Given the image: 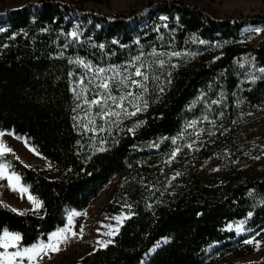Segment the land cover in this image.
Segmentation results:
<instances>
[{
    "label": "trees",
    "instance_id": "trees-1",
    "mask_svg": "<svg viewBox=\"0 0 264 264\" xmlns=\"http://www.w3.org/2000/svg\"><path fill=\"white\" fill-rule=\"evenodd\" d=\"M89 1L37 0L0 14L5 29L0 31V131L25 137L59 174L25 167L7 154L6 162L43 206L13 212L0 202V230L19 232L22 245L46 239L63 227L71 211L87 208L119 176L116 205L110 210L128 204L131 216L112 243L74 258L73 264H264V249L258 260H244L255 245L226 229L245 220L264 238V161L228 168L217 184L191 175L178 186L161 171L173 145L160 139L177 135L186 121L203 116L235 128L243 111L264 103V73L258 71L264 68V38L254 43L241 32L247 22L264 21V15L217 18L183 0L150 1L143 11L107 15L86 8ZM152 9L166 19L140 29L139 19ZM74 27L81 43L64 49L63 33ZM99 44L104 48L95 46ZM153 47L194 55L176 59L175 68L168 64L152 70L165 78L164 91L150 83L145 123L118 124L110 133H98L95 141L92 133L74 127L78 101L72 82L86 70L69 58L119 65ZM249 71L255 82H249ZM201 93L205 99L195 103ZM212 100L221 104H210ZM100 138L106 140L105 151L95 150ZM153 142H159L158 149L149 146Z\"/></svg>",
    "mask_w": 264,
    "mask_h": 264
},
{
    "label": "rangeland",
    "instance_id": "rangeland-1",
    "mask_svg": "<svg viewBox=\"0 0 264 264\" xmlns=\"http://www.w3.org/2000/svg\"><path fill=\"white\" fill-rule=\"evenodd\" d=\"M34 1L37 0H0V14H3L6 10L18 8L28 2ZM68 1L77 2L78 0ZM150 1L157 2L159 0H91L86 3V8L101 14L112 15L131 9L143 11ZM183 1L202 7L217 18L232 17L238 19L244 16L264 15V0ZM164 18V15L157 12L156 9H152L139 19V28L144 29L152 25L154 21L156 22V20ZM257 27L261 29V32L256 33L254 31ZM241 32L242 35H248L247 40L257 43L264 38V21L256 23L247 22ZM158 50L164 51L162 49ZM176 59L178 58L173 57L170 63H175ZM167 65L165 66L167 67ZM160 77L155 81L157 88L164 85L165 78ZM89 98H91L90 95ZM146 110L134 117L123 119L122 123L141 121L145 116ZM197 120L198 123L195 130L188 128L187 134L180 140L181 151L178 155L170 161L169 159L163 161V173H166L170 180L178 186L183 184L187 177L191 175H195L205 183L217 184L228 168L247 167L254 162L264 161V103L243 111L235 128L224 126V123L218 120L203 122H200V119ZM0 132L5 133L0 137V140H3L4 143L11 147L15 156L23 163L41 169H48L53 176L59 175L42 155H36L29 151L28 147H25V137L13 135L10 131ZM191 142L195 143H192V147H188L187 145ZM255 157L260 158L255 159ZM176 173H180V175L176 176ZM173 176H175V179H172ZM119 179V176L115 177L87 208L73 210L81 213L73 217V220L78 223L76 227L78 237H71L61 244L59 251L49 252L48 256L41 261V264H73L74 258L100 248L97 243L98 240L112 241L118 231L113 236L106 235L105 233L113 231L115 228L119 230L123 222L132 214L131 207H127L128 204L121 205L120 209L116 212L110 210L111 207L116 205L113 191ZM0 202L18 209L19 212L34 211L33 205L28 201L27 196L25 195L22 198L18 192L10 190L6 180H0ZM117 215L126 216L127 218L123 219L122 223H119L114 219ZM242 221L245 231L237 232L235 225ZM229 224L233 225L232 230H228L227 226L226 229L235 233L237 237L260 242L259 245L253 243L255 245L254 253L244 258V260L248 261L258 260L264 249V238L259 237L260 231L248 228L247 221L245 220H238ZM80 225H83L82 234H80ZM108 225H112L113 228L107 227Z\"/></svg>",
    "mask_w": 264,
    "mask_h": 264
},
{
    "label": "snow or ice",
    "instance_id": "snow-or-ice-1",
    "mask_svg": "<svg viewBox=\"0 0 264 264\" xmlns=\"http://www.w3.org/2000/svg\"><path fill=\"white\" fill-rule=\"evenodd\" d=\"M166 19V18H164ZM5 29L0 28V31ZM46 31V29H41ZM256 33L261 32L260 28H255ZM65 35V43L62 45L64 49H67L71 44L81 43V33L78 27H74L72 30L63 33ZM16 33H13V37ZM71 38V41L68 40ZM90 39V38H89ZM203 44L205 41H199ZM100 49L104 48L103 44L95 45ZM63 56L64 53H59ZM182 55H194L191 53H185L181 51H161L153 47L150 53L144 51L138 52L137 55L130 57L122 64H109L107 66L94 65L91 61L86 60L81 56H76L74 59L69 58V63H76L83 67L86 71L85 74L77 76L72 82L71 90L74 93L75 99L78 101L76 108L73 109L74 113H77L72 117L74 127L81 129L83 134L92 133L91 139L96 140L97 134L101 132H111L112 127L122 123L123 119L136 116L138 113L146 110L148 107V99L151 82L157 81L159 77L152 70H162L166 64H170L171 67H177L176 64H171L170 61L173 57L179 58ZM146 57H151L150 61L146 62ZM244 65L241 64V67ZM254 68V66H253ZM260 73H264V68H259ZM69 76L73 73L69 72ZM167 83H171L169 73ZM249 82H255L257 77L253 74V71L246 73ZM162 93L163 87L159 88ZM89 95L91 98H89ZM204 93H201L195 100V103H200L204 100ZM210 104L219 105L221 100H212ZM193 105H189L191 109ZM209 107V103L205 102V108ZM222 115V113H221ZM208 117L203 116L200 118V122L207 121ZM99 121V123H98ZM145 123L137 121L135 127ZM198 123L197 119L186 121L184 129H182L177 135L171 137H162L161 140H170L173 145L172 151L169 153V161L175 158L181 151L180 146L177 144V140H182L187 134V129L195 127ZM129 133L135 134L134 128H128ZM5 133L0 132V137ZM14 135V134H13ZM79 144V141H77ZM192 143L187 146L192 147ZM106 140L104 138L99 139V147L95 148L96 151H105L104 145ZM92 146V145H90ZM152 148H159V142H153L149 145ZM25 147H28L29 151L36 155L39 152L36 148L30 145L25 139ZM94 147V146H92ZM7 154L15 155L13 149L9 147L3 140H0V180H6L8 188L14 192H18L23 198L27 196L28 201L33 205V210H38L43 206V202L36 196L32 195L29 191V187L22 183L21 176L11 168V165L6 162L5 157ZM260 157H255L259 159ZM16 159H19L16 157ZM50 166V165H49ZM28 167V165H25ZM161 171H163L161 169ZM179 176L180 173H176ZM175 179V176L172 177ZM6 206V205H5ZM130 207V205H127ZM13 212H18V209L11 208ZM76 211L67 215V223L63 227H58L56 230L47 233L46 239H38L36 242L30 245H22V236L19 232L10 231L7 228L0 230V264H41V261L48 256L49 252H57L60 250V245L69 240L71 237L77 236V232L74 229L73 217L80 215ZM252 213L249 212L248 216L251 217ZM126 216L117 215L114 219L122 223ZM107 227L113 228L112 225ZM233 225L228 224L227 229L232 230ZM237 232L245 231L243 227V221L235 225ZM99 231V229H97ZM118 231L115 228L113 231L105 233L106 235L113 236ZM83 232V225H80V234ZM99 247H107L111 240L103 241L98 240ZM245 243H256L259 245V241L253 239L246 240Z\"/></svg>",
    "mask_w": 264,
    "mask_h": 264
},
{
    "label": "bare ground",
    "instance_id": "bare-ground-1",
    "mask_svg": "<svg viewBox=\"0 0 264 264\" xmlns=\"http://www.w3.org/2000/svg\"><path fill=\"white\" fill-rule=\"evenodd\" d=\"M77 225H78V223H77L76 221H74V229H73V230H74L75 232H77V228H76V227H77ZM75 237L77 238V237H78V235H77V236H75Z\"/></svg>",
    "mask_w": 264,
    "mask_h": 264
}]
</instances>
